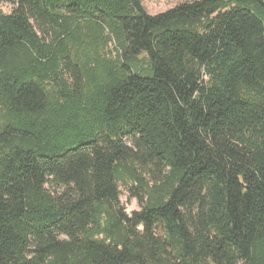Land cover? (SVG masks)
Segmentation results:
<instances>
[{
    "label": "trees",
    "instance_id": "16d2710c",
    "mask_svg": "<svg viewBox=\"0 0 264 264\" xmlns=\"http://www.w3.org/2000/svg\"><path fill=\"white\" fill-rule=\"evenodd\" d=\"M0 3V264H264V0Z\"/></svg>",
    "mask_w": 264,
    "mask_h": 264
},
{
    "label": "rangeland",
    "instance_id": "374dc122",
    "mask_svg": "<svg viewBox=\"0 0 264 264\" xmlns=\"http://www.w3.org/2000/svg\"><path fill=\"white\" fill-rule=\"evenodd\" d=\"M187 0H141L143 7L146 12L150 15H157L163 12H166L173 8L174 6L183 3ZM0 10L9 14L12 10V6L0 3ZM120 203L125 208V211L128 214H131L133 211L139 209L137 201L133 198H130L128 192L123 186H120Z\"/></svg>",
    "mask_w": 264,
    "mask_h": 264
}]
</instances>
